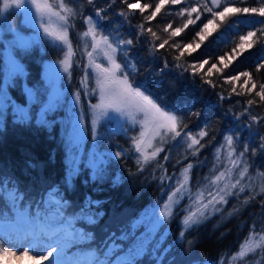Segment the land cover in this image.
I'll use <instances>...</instances> for the list:
<instances>
[{
  "label": "trees",
  "instance_id": "16d2710c",
  "mask_svg": "<svg viewBox=\"0 0 264 264\" xmlns=\"http://www.w3.org/2000/svg\"><path fill=\"white\" fill-rule=\"evenodd\" d=\"M135 3L136 0H128ZM205 0H181L179 4H166L151 20H145L151 15L159 0H140L141 4H149L144 13L139 9H128L123 0H94L88 4L87 0H72V6L79 13L74 19V27L69 36L74 46L79 40V33L85 26L83 17L92 16L102 26L105 34L114 38L132 39L133 44L125 46L127 55L122 62L129 65L130 79L133 86H141V90H148L157 102L169 109H175L186 128L182 136L177 139L187 142L184 133L196 134L206 130L208 135L201 140L205 147L197 155L186 146V151L176 156L172 152L173 144H168L156 160L143 166L136 163L137 154L132 148L131 137L137 135L138 129L133 127L126 134L103 133L99 141V150L108 153L105 162L97 169H93L83 162L75 166L68 164L69 147L61 134L58 119L48 117L45 122H39L36 112L46 99V83L42 78V64L44 62L59 61L63 51L57 43L47 38L26 49L14 47L12 53L20 63L23 72L9 79L3 87L1 78L3 55L0 43V94L6 97L0 109V230L16 228L21 235H34L41 223H33L17 217L8 192L16 193L20 199L19 206L26 210L28 217L39 214L40 221L44 216L55 214L57 225H67L68 221L79 233L77 243L71 242L62 253V257H72L78 252L82 257L86 254L94 255L97 260L117 264L128 258V250L133 244L147 238L145 250L135 258V264H222L235 253L240 243L248 237L250 231L264 230V193H260L259 185L264 182L257 178V173L264 172V150L260 149V137L264 136V120L260 123L251 121L250 116L264 117V102L255 96L261 83H264V69L257 71V65L264 63V36L259 32L250 41L245 42V50L233 49L240 43L239 37L249 31H256L264 27V18L255 14H237L228 16L223 22L216 18L217 25L200 48L191 56L185 53L181 58L184 67H176L174 56L178 50L170 47L173 43H192L193 48L199 43V32L208 19H213L211 13L203 8ZM264 0H234L232 7H259ZM208 7L212 4L207 0ZM214 9L220 11L223 8ZM198 7L197 14L201 20L191 24L177 37H170V33L177 27H182L189 19L187 12L178 15L180 9ZM97 9H104L100 17L95 15ZM126 12V16H121ZM20 16L10 13L11 23L21 27ZM152 28L160 39L156 40L150 33L140 34L139 25ZM171 24L167 32L164 28ZM195 38V39H194ZM164 39L169 43L164 48H154L152 42L160 44ZM247 43L252 47L247 48ZM224 57V64L217 59ZM231 57V60L229 59ZM121 57L118 54V60ZM207 59L209 63L200 73L193 75L190 64H196ZM75 63L71 69L70 84L66 95L79 91L78 81L84 74V55L80 49L74 57ZM215 63L221 71L213 69L211 76H203V72ZM167 64V67H165ZM249 72L251 80L243 88L247 77L241 76L239 81L226 83L224 77ZM203 76V79L201 78ZM211 79L214 87L206 80ZM252 83L256 89L248 93ZM242 93L237 95L232 92ZM4 89V92L1 90ZM33 90L35 98L41 96V102H32L24 117L14 109L15 106L27 105L26 90ZM37 95V96H36ZM82 95V94H81ZM66 96V98H67ZM221 96L224 98L221 99ZM91 98V102L95 101ZM255 102L249 106L247 101ZM63 105V103H62ZM81 114L87 137L90 136L88 113L85 104L80 101ZM245 109H248L245 112ZM57 113L63 114L62 110ZM243 113V115H242ZM49 121V122H48ZM234 135L237 151L243 150V145H249V152L244 159L250 165L249 174L243 184H253V188H246L244 192L238 189L232 191L235 195L227 197V203L217 206L211 216L200 224L185 229L182 219L187 214L188 203L197 190H211L209 179L217 170L223 168L224 151L221 150V160H217L212 150L224 144V136ZM185 138V140H180ZM198 147V146H197ZM257 152L252 155L251 148ZM123 152L116 157V152ZM167 156L165 160L163 157ZM193 165L190 170V180L187 192L177 204L173 205V215L161 220L155 231L151 230V223H138L140 216L152 206L163 209L168 195L177 187L181 179V172L187 164ZM75 168V170H74ZM250 199L244 203L245 199ZM72 227L70 229H72ZM181 231L184 235L181 236ZM260 250H257L259 253ZM80 257L78 259H80ZM253 261L252 254L246 258ZM236 264H241L237 261Z\"/></svg>",
  "mask_w": 264,
  "mask_h": 264
},
{
  "label": "snow or ice",
  "instance_id": "6c2138e0",
  "mask_svg": "<svg viewBox=\"0 0 264 264\" xmlns=\"http://www.w3.org/2000/svg\"><path fill=\"white\" fill-rule=\"evenodd\" d=\"M26 2L31 6L26 9V11L31 13V8L35 9L39 17L40 27L43 29L45 36L50 38L54 43L58 42L62 50L66 49L63 51V59L59 60V64L63 71L71 76V69L75 63L74 57L80 49L79 41L74 46L69 36L70 29L75 26L73 21L77 15H79L77 9L72 6V0H0V14L7 13L12 9H21L25 6ZM93 2L94 0H87V3L90 5L93 4ZM113 2H115V0H113ZM123 2L127 5L128 9H139L141 13H144V11L150 7L147 3L141 4L140 0H136L135 3H129L128 0H123ZM233 2L234 0H211L212 7H208L207 0H205L202 6L206 12L211 13L213 19H208L206 23H203L200 31L196 32L195 35L199 37L200 42L196 43L195 48H193L192 43L182 46L180 43H173L170 45V47L178 50V54L174 56V60L177 61L176 67H184V62L181 61V58L185 53L187 52V54L191 56L193 52L200 48L201 43H203L208 36L212 35V31L217 27L214 23L216 18H219L221 22H223L226 17L235 16L237 14H255L264 18V2H262L259 7L254 8L232 7L231 4ZM169 3L175 5L181 3V0H159V3L155 5L154 11L151 15L146 16L145 20L151 21L157 13L161 11V8ZM222 3L224 5L222 10L215 11L214 9L220 8ZM103 12L104 9H97L95 15L100 17ZM185 12H187L189 19L182 27L173 29L169 38L179 36L189 25L195 24L197 21L201 20L200 14H197L195 19L191 18L192 13H199L198 7L182 8L178 15L183 16ZM120 15L126 16L127 13L121 12ZM83 20L87 28L78 35L80 39L84 41L83 55L87 57L88 63L84 66V76L81 79V85L85 88V95L89 92L95 93L97 89L99 90L100 103L93 104L91 107L94 112L99 111L100 117L108 116L109 112H112L118 115L111 116L109 117L110 119H115L119 122V120L123 118L125 123L140 125L138 134L131 137V143L134 151L139 153L136 163L140 166V170L142 171L145 164L150 163L152 160H156L159 153L164 151L163 145L166 142V138L170 136L172 140H176L177 137H181L183 128H186L187 125H184L180 117L175 114V109H169L167 105L162 106V102L158 103L157 99H154L151 94H148L146 88L142 91L141 86H133L130 79L131 74L127 70L129 65L126 62H122V58L127 55V48L125 46L132 45L133 40L118 37L114 38L110 33L105 34V32L101 30L102 26H98V22L94 20L92 16L83 17ZM33 21L35 22V17H33ZM261 23H264V21H261ZM138 27L141 35L147 32L156 40L160 39L156 32L152 31V28L149 27L145 29L143 24ZM171 27V24L167 25L164 31L167 32ZM257 32H259L261 36H264V27L256 31H249L246 35H241L239 37L240 43L232 50L233 53H235L238 48L241 50L242 54L245 50V42L255 37ZM168 43V39H164L158 45L155 44V41L152 42L153 47L157 49L164 48ZM19 46L22 49H26L29 46V42L20 40ZM251 47L252 44L247 43V48ZM118 54L121 57L120 60H118ZM217 59L223 64L224 68L229 66L228 64H224L223 56ZM229 59L231 60V57ZM100 60L105 61L107 66L103 62H98ZM208 63L209 61L204 59L199 62L198 68L196 64H190L187 68H184V70L188 71L190 68L193 75H196L203 71L205 65ZM10 64L9 76H15L23 72L22 66L16 60H11ZM165 67H167V64H165ZM89 69H92L91 73H89ZM213 69H216L218 73L221 71V69L217 68V65L213 63L207 71L203 72V76H211ZM261 69H264V63L257 65V71ZM90 76H94L95 78V88L88 87ZM203 76L201 77L202 79ZM241 76L247 77L243 85H241L243 88L252 78L249 72H241L236 75L226 76L224 77V81L231 84L235 81H239ZM205 82L213 87L215 86L211 79ZM256 87V84L252 83L251 87L247 89V92L252 93ZM232 92L237 95L242 94L236 92L235 87L232 88ZM75 95L77 101H79L81 93L77 91ZM255 96L259 97L261 102H264V83H261L259 90L255 91ZM223 98L224 97L221 96V99ZM254 102L253 99H249L247 104L251 106ZM19 111L23 112V109H19ZM247 111L248 109H245V112ZM250 118L251 121L255 123H260L264 120V117L256 115H251ZM98 122L99 118L94 117L92 119L93 138H95V129ZM207 135L208 132L206 130H201L195 135L191 132L184 133V136L190 141L187 147L193 150L192 155H197L200 149L205 147V145L201 143V140ZM223 139L224 144L217 149L216 159L218 161L221 160L220 153L221 150H223L224 157L222 162L224 166L222 169L217 170L209 179V187L215 190L207 191V197H209L207 199L204 191L197 190L194 199H192V207L188 209L187 214L182 219V225L185 229L200 224L206 218L209 208H212L214 211H219L216 205L226 204L228 202L227 197L236 194L232 191L233 189H238L239 192H244L246 188H253L254 190L253 184L242 183L246 177L250 181L253 180V177L249 174L250 165L244 159L245 154L249 152V145L244 144L243 150L238 152L236 148L237 140L234 135H226ZM157 140L158 144H155L154 141ZM260 140L261 144L259 147L261 150H264V136H261ZM149 149H151V151H149ZM256 152V148H251L252 155H255ZM122 155L123 152L120 151L115 153L116 157H121ZM163 158L165 160L168 159L167 156ZM192 167L193 165L189 163L182 169L181 179L177 181V187L168 195V200L164 204L161 213L163 218L167 219L173 215V205L178 203L174 198L187 190ZM234 175L236 176L235 179ZM257 178L264 181V172L257 173ZM221 184L223 186H220ZM259 191L260 193H264V182L259 185ZM7 195L12 202L17 217L33 223H41L42 227L49 231L54 230L51 227V222L47 219L42 222L40 221L39 214L34 218L28 217L26 210L17 204L20 197L16 193L8 192ZM250 199H254V197L245 199L244 203H248ZM56 215L58 216L59 212H57ZM183 235L184 232L181 231V236ZM147 244V238L135 242L128 250V258L118 261L117 264H135V258L145 250ZM58 246L59 238L55 246L49 245L50 250H47L46 254L37 252L33 255L30 246L18 249L17 251H11L10 248H6L0 244V258L5 256L15 257L19 254L21 258L27 257L33 261V264H42L43 261H49L50 264H60V262L54 258V254H57ZM257 250H260L259 253ZM250 254L255 258L254 264H264V230L259 232L250 231L248 237L240 243L238 250L233 253L227 261H222V264H236L237 261H240L241 264H253V261H248L246 259ZM50 258L53 259L50 260ZM95 264H105V262L97 260ZM107 264H111V262H107Z\"/></svg>",
  "mask_w": 264,
  "mask_h": 264
},
{
  "label": "rangeland",
  "instance_id": "374dc122",
  "mask_svg": "<svg viewBox=\"0 0 264 264\" xmlns=\"http://www.w3.org/2000/svg\"><path fill=\"white\" fill-rule=\"evenodd\" d=\"M209 1L211 2V0ZM30 7V4L26 2L25 6L21 9H12L7 13L0 14V43L2 46L1 54L3 55V68L1 78L3 81V87L8 83L9 79L13 77L9 76L8 72L11 67V60H16L12 53L14 47L21 48L19 46L20 40L29 42V46L38 42L43 37L51 40L50 38L45 36L43 29L40 27L39 17L36 14L35 9L31 8V13L26 11V9ZM12 12L20 16L19 18L21 22V27L24 30H22L20 27L14 26L11 23V20L8 18V15ZM33 17H35V22L33 21ZM83 24L85 26L84 30H86L87 25L84 23V20ZM79 40L81 44V52L83 54L84 41L81 40L80 37ZM59 48L62 50V47L60 45ZM84 62L85 65L88 63V59L86 56H84ZM98 62H103L106 65L105 61L100 60ZM88 71L89 73H91L92 69H89ZM83 76L84 74H82L80 81H78L79 92L82 95L80 96V100L77 101L75 95L76 92L71 93L69 96L66 95L67 86L70 84L71 80L68 73H65L63 71L61 65L59 64V61L44 62L42 64V78L46 83L47 87L46 99L38 107L36 115L38 121L42 123L47 121L48 117L51 118L53 116L54 119H58L61 134L64 138V141L68 144L70 151L67 160L68 164H72V166H75L78 162H83L91 168L97 169L98 167L102 166V164L105 162L106 155L108 154L98 149V144L103 133L112 132L124 135L127 131H129V129L136 127L138 129V134L140 130V125H132L131 123H125L123 118H121L119 122L115 119L109 118L111 116L118 115L116 113L109 112L108 116L100 117L99 111L94 112L91 106L93 104L100 103V93L97 89L95 93L89 92L87 95H85V88L81 85V79ZM88 87H96V81L94 76H90ZM1 91L4 92V89H2ZM26 93L28 95L27 105L25 107L14 105V109L18 112H20L19 109H23V112L20 113L24 117L30 109L31 103L34 101L36 102V98L37 102L40 103L42 98L41 96L37 95V97L35 98V96L33 95V90L31 91V89L26 90ZM92 97H95L96 99L95 101L91 102L90 100ZM5 98L6 97H3V95L0 94V109L2 108L3 100H5ZM81 99L86 106V110L89 117V137H87L86 135L84 121L81 114ZM59 110H62L63 114L57 113ZM94 117L99 118V122L97 123L95 129V138H93L92 132V119ZM177 138L176 140H172L169 136L168 138H166V142L163 145L165 150L169 143L172 144L175 142L172 148V152L175 156L180 152L186 151V146L190 142L188 140L187 142H181ZM180 140L184 141L185 138H182ZM154 143L158 144V140L154 141ZM217 149L218 148L212 150V153L215 158L217 156ZM149 151H151V149H149ZM136 154L137 156H139V153ZM235 178L236 176L234 175V179ZM252 181H254V178ZM220 186L223 185L221 184ZM211 190L214 191L215 189L211 188ZM186 192L187 190L175 197L174 199L179 201L182 198L183 194ZM194 197L195 194L191 196V200L188 203V207H192V199H194ZM205 197L206 199L209 198L207 197V192L205 193ZM219 205L221 204H217L216 208ZM162 211L163 209H157L155 206L149 207L140 216V218L138 219V223L145 225L150 222L151 230L155 231L159 222L161 220H165V218L161 216ZM215 212L216 211H214L212 208H209L206 214V218L211 216ZM43 218L44 220L47 219L51 222V227L54 229L53 231H49L48 229L38 225V231L34 235H30L27 233L21 235V233L18 232L16 228L0 230V244H2L6 248H10L11 251H17L18 249L30 246L33 255H35L37 252L46 254L47 250H50L49 245L55 246L59 238V246L57 249V254H54V258L58 260L60 264H95L93 263L95 257L92 254H86L85 256L83 255L82 257H80L78 252H74L72 254V257H62V253L71 242L74 241V243H77V241L79 240V233L74 229V227H72L73 224L69 221L67 225H57L58 218L55 214L44 216ZM71 227L72 229H70ZM79 257L80 259H78ZM51 259L53 258H50V260ZM0 264H33V261H31L27 257L21 258L19 254H17V256L15 257L5 256L3 258H0ZM42 264H50V262L43 261Z\"/></svg>",
  "mask_w": 264,
  "mask_h": 264
}]
</instances>
